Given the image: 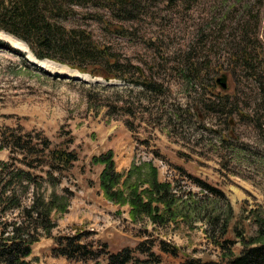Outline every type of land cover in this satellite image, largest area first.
Returning a JSON list of instances; mask_svg holds the SVG:
<instances>
[{"label": "rangeland", "instance_id": "rangeland-1", "mask_svg": "<svg viewBox=\"0 0 264 264\" xmlns=\"http://www.w3.org/2000/svg\"><path fill=\"white\" fill-rule=\"evenodd\" d=\"M1 1L0 16L6 14ZM52 1L46 15L63 34L74 27L88 32L90 52L107 48L130 82L143 73L160 87L150 93L138 83L105 81L49 59L42 62L59 70L46 71L30 61L38 60L24 41L0 31V233L8 224L29 227L37 242L24 261L107 263L104 255L97 262L54 256L53 238L75 235L95 251L106 243L109 253L146 239L182 248L176 258L164 254V264H181L185 256L218 260L212 238L219 239V226L201 218L222 221L227 206L233 215L225 238L237 241L234 229L245 239L264 236V0H146L131 21L108 0ZM243 52L248 68L238 60ZM71 61L86 67L66 58ZM223 75L224 89L216 82ZM12 137L32 145L48 139L78 160L60 174L43 157L38 166L37 157L13 149ZM108 151L120 175L113 191L130 200L135 188L142 203L152 199L157 214L132 217L129 202L105 196L104 165L93 158ZM154 181L167 186L166 202L173 197L172 216L166 202L157 201ZM33 202L44 203L39 210L52 205V238L41 219L26 218L23 209ZM155 215L165 220L153 221ZM5 238L0 234V242ZM241 247L236 242L232 252ZM153 251L159 253L157 242Z\"/></svg>", "mask_w": 264, "mask_h": 264}, {"label": "trees", "instance_id": "trees-1", "mask_svg": "<svg viewBox=\"0 0 264 264\" xmlns=\"http://www.w3.org/2000/svg\"><path fill=\"white\" fill-rule=\"evenodd\" d=\"M50 1L52 0H2V6L6 8L5 15L8 16V19L13 24L11 25V23L6 22V16L2 14L0 16V31H5L24 41L38 60L49 59L58 63L67 64L71 68L81 73L89 74L92 77H101L105 81L116 79L132 84L138 83L150 93L157 92L160 86L155 81H145V78H142L143 73L142 75H138L137 81L130 82L120 69L119 59L113 54H110L107 48L95 47L90 52L87 41H93L89 38L88 32L76 27L65 31V34L60 29L58 30L46 15L53 11V9L51 10ZM108 1L120 11L128 13V17L124 20L131 21L137 17L133 15L137 7L146 0ZM5 2L8 3V7H4ZM52 3L54 5L57 4V2L53 1ZM42 5H44L45 11L42 10ZM66 8L67 6L64 7L65 10H67ZM7 24H10L11 27L7 26ZM118 29H116L117 32L119 31ZM66 58H71L77 63L85 62L86 67H82L83 65H78L72 61L66 62ZM238 60L240 64L248 68V56L246 53L243 52L241 57H238ZM129 68L131 70L136 69L134 66H130ZM137 71L139 70L137 69ZM72 142L73 140L70 139L68 144ZM10 146L26 155L37 157L36 161L39 163L38 166L44 164L41 159L43 157L46 165H49L60 174L64 171H69L78 160V156L74 151H69V149L62 147H53L48 139H45L42 143L32 145L30 142L22 141L20 137H12ZM112 159L113 153L111 151L93 158L94 164L104 165V169L100 175V187L105 196L110 200L116 199L121 204L129 202L132 206V217L136 215V212L137 214L144 212L150 215L153 211L157 214L159 209L157 207H151L152 199L150 198L146 203H142L135 188L131 189L130 200H126L121 191H113L120 182V175L115 172ZM28 166L34 168L32 165ZM11 172H14V170H11ZM15 173L25 176L27 181L30 180V173L19 170ZM152 187L158 196L157 201L165 203L169 198L167 186L154 181ZM205 188L223 197V194L219 191L209 186ZM6 190H4L3 194H5ZM172 198L165 203V213L169 216H172L171 207L174 204V202H170ZM43 204L37 206L33 202L31 207L23 209V212L29 220L34 219L38 221L41 219L42 230L48 237L52 238L51 230L54 226L49 220L50 207L52 205L49 203L47 208L39 210V208L44 207ZM15 207L20 208L19 203H15ZM225 214L226 216L222 221L218 217L207 219V216H205L201 218V220L208 223V226H219V229L216 231L218 232L219 239L217 240L213 236L212 243L220 249V259L202 261L200 258L185 256L181 264H264V242L261 241L264 236L259 235L245 239L241 232L234 229L237 241H231L225 238L228 232V224L233 215L231 207L227 206V212ZM161 218L162 215H155L152 217V220H165ZM38 228L40 227H36V229ZM0 234L2 237L6 235V238L0 242V264H27L24 259L30 255L32 244L37 242V239L30 234L29 227L23 223L8 224ZM53 239L56 245L52 249L54 256L64 257L67 260L76 262H86L88 260L97 262L104 255L107 259V264H160L161 257L153 252L156 242L159 251L163 254L178 257L182 252L181 247L162 239L157 241L146 239L138 243L135 248L124 247L116 253H109L106 243L101 245V251H95L89 245L87 246L82 243V236H65ZM236 242L242 246L237 255L232 252V247ZM136 254L142 255L144 259L139 261L136 259Z\"/></svg>", "mask_w": 264, "mask_h": 264}, {"label": "bare ground", "instance_id": "bare-ground-1", "mask_svg": "<svg viewBox=\"0 0 264 264\" xmlns=\"http://www.w3.org/2000/svg\"><path fill=\"white\" fill-rule=\"evenodd\" d=\"M28 59H30V58H28ZM30 61H32L34 63V65L37 66L38 68L44 69L46 71H50L52 73H58L59 68H54V66H48V65H46V63H44L42 61L41 62H38V61L36 62L33 59L30 60Z\"/></svg>", "mask_w": 264, "mask_h": 264}, {"label": "water", "instance_id": "water-1", "mask_svg": "<svg viewBox=\"0 0 264 264\" xmlns=\"http://www.w3.org/2000/svg\"><path fill=\"white\" fill-rule=\"evenodd\" d=\"M225 81H226V78L224 76L217 79V83H219V85L221 86L222 89H224L226 87Z\"/></svg>", "mask_w": 264, "mask_h": 264}, {"label": "crops", "instance_id": "crops-1", "mask_svg": "<svg viewBox=\"0 0 264 264\" xmlns=\"http://www.w3.org/2000/svg\"><path fill=\"white\" fill-rule=\"evenodd\" d=\"M156 254H159V255H160L161 253L159 252V253H156ZM166 255H167V254H166ZM166 255H164V254H161V255H160L161 258H162L160 264H164V260H165V256H166ZM167 256H168V255H167Z\"/></svg>", "mask_w": 264, "mask_h": 264}]
</instances>
